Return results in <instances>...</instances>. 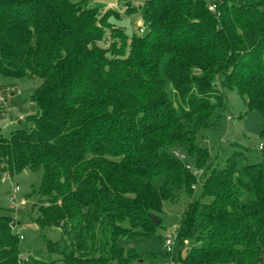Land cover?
<instances>
[{
  "label": "trees",
  "instance_id": "16d2710c",
  "mask_svg": "<svg viewBox=\"0 0 264 264\" xmlns=\"http://www.w3.org/2000/svg\"><path fill=\"white\" fill-rule=\"evenodd\" d=\"M118 1L148 33L130 37L117 10L87 1L0 0V75L39 81L25 127L0 134V180L42 170L35 223L61 230L45 241L56 259L23 257L15 219L0 217V264L143 259L120 240L158 233L164 202L197 184L176 149L196 158L204 201L187 205L168 259L264 264V141L257 163L247 149L212 157L225 91L264 115V0Z\"/></svg>",
  "mask_w": 264,
  "mask_h": 264
},
{
  "label": "rangeland",
  "instance_id": "374dc122",
  "mask_svg": "<svg viewBox=\"0 0 264 264\" xmlns=\"http://www.w3.org/2000/svg\"><path fill=\"white\" fill-rule=\"evenodd\" d=\"M75 2L87 1L89 6L99 7L105 11L116 0H74ZM144 0H133L136 5L142 4ZM120 7L123 8L122 4ZM118 6V4H116ZM113 7L121 14V18L112 17V22L122 26L126 33L142 36L149 32V27L140 13L125 14L124 10ZM144 28V33L140 31ZM108 42L106 43V45ZM39 81L29 79H11L0 75V134L10 136L11 133L21 127H25L27 115L36 112V105L31 97ZM172 90V84H167ZM227 96V112L225 119L219 128L221 129V141L212 149L213 159L219 158L218 162L225 163L233 150L244 151L249 163L261 161L260 145L264 141V115L258 111H251L246 100L237 91H225ZM229 116V117H228ZM23 117V118H22ZM227 117L229 120H227ZM21 121V122H20ZM237 144L234 147V144ZM176 154L183 159L196 175L197 184L191 197L182 194L174 203L166 201L163 204L162 213L158 214L162 220V225L158 233L151 237H140L134 240L121 239L120 244L129 250L136 248L144 257L133 264H179L170 261L165 248L167 237L176 236L177 229L181 225V218L187 205L191 201L201 200L202 183L201 170L196 168V158L191 157L185 150L176 149ZM215 161V160H214ZM43 171L25 170L23 173L10 177L8 173L3 174L0 180V217L10 216L15 219V230L21 238V249L23 257H37L45 261L56 259V255L51 254L45 247V241H57L61 238L60 228L40 229L35 220L37 218V203L40 196L37 193L42 181ZM163 177H156L153 180L155 187L162 184ZM19 188V191L14 190ZM16 194L17 201L12 197ZM205 201H207L205 199ZM179 242V241H177ZM196 243L192 242L183 248L182 255L186 253ZM153 257V258H151Z\"/></svg>",
  "mask_w": 264,
  "mask_h": 264
},
{
  "label": "built area",
  "instance_id": "2783aa9c",
  "mask_svg": "<svg viewBox=\"0 0 264 264\" xmlns=\"http://www.w3.org/2000/svg\"><path fill=\"white\" fill-rule=\"evenodd\" d=\"M211 10H214V7H211ZM140 31L144 32L145 30L143 27H140ZM0 100L5 101L3 98H0ZM14 191L15 192L19 191V188H16ZM12 200L15 202L17 201L16 194L13 195ZM164 244H165L166 252L168 253L174 252L177 245V237L176 236L167 237ZM185 244L188 245V241H185Z\"/></svg>",
  "mask_w": 264,
  "mask_h": 264
},
{
  "label": "crops",
  "instance_id": "0c3cea01",
  "mask_svg": "<svg viewBox=\"0 0 264 264\" xmlns=\"http://www.w3.org/2000/svg\"><path fill=\"white\" fill-rule=\"evenodd\" d=\"M116 1H117V3H113V4H111V7H112V8H113V7H114V8H116V7H120V4H119L120 2H119L118 0H116ZM116 4H118V6H117ZM122 7H123V8H120V9H119V8H116V9H119V10L122 9V10L125 11L126 8H125L124 6H122ZM4 102H5V101H4ZM22 118H23V117H22ZM24 118H25V117H24ZM20 122H21V121H20Z\"/></svg>",
  "mask_w": 264,
  "mask_h": 264
},
{
  "label": "water",
  "instance_id": "95a60500",
  "mask_svg": "<svg viewBox=\"0 0 264 264\" xmlns=\"http://www.w3.org/2000/svg\"><path fill=\"white\" fill-rule=\"evenodd\" d=\"M151 220L156 226L159 225V223H160V219L158 217H156V216L152 215L151 216Z\"/></svg>",
  "mask_w": 264,
  "mask_h": 264
}]
</instances>
